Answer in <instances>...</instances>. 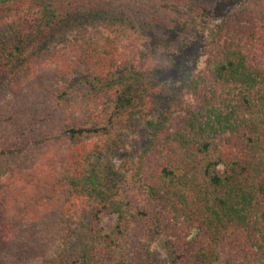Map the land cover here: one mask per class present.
I'll return each instance as SVG.
<instances>
[{
    "label": "trees",
    "instance_id": "1",
    "mask_svg": "<svg viewBox=\"0 0 264 264\" xmlns=\"http://www.w3.org/2000/svg\"><path fill=\"white\" fill-rule=\"evenodd\" d=\"M240 1L168 101L194 41L160 39L213 8L159 36L158 1L0 0V264H264V0Z\"/></svg>",
    "mask_w": 264,
    "mask_h": 264
},
{
    "label": "rangeland",
    "instance_id": "2",
    "mask_svg": "<svg viewBox=\"0 0 264 264\" xmlns=\"http://www.w3.org/2000/svg\"><path fill=\"white\" fill-rule=\"evenodd\" d=\"M151 1H158L156 6H152L150 3L142 4L140 7L142 9H148L149 11H146L144 15L146 17H149L151 20H154L158 23V27L153 35H159L161 36L164 33H168L169 27H173L177 18V14L174 12L176 9H183L184 11H187L190 13H198L204 8H213L206 16V19L202 22H200V28L197 33L194 34L192 30H189L185 32L178 33L176 32L174 38L172 39L173 43L170 44L169 47H167L162 39H160L161 45L157 50L156 60L158 62H162L163 59H165L166 63H170L169 57L166 55V53L169 50L176 51L179 49L181 44L188 43V41H194V44H189L185 46L186 48L182 50V52H178L175 57V64L174 66L169 69L167 73L163 75L161 78V83L165 88V93L167 96H164L169 101L172 98V92L176 90L180 84L181 79L183 78V72L185 73V70L193 68L200 69L203 67L206 59L205 55V41L207 40V36L210 32V30L218 25L219 23H222L232 12H235L240 6L242 5L241 1H233L231 3H228L227 0H215V2H212L210 0H151ZM165 3V4H164ZM152 6L153 9H150ZM137 15L142 18L140 15V11H138ZM159 25L161 27H159ZM172 35V34H171ZM135 42H126V46L122 50V52H127L130 54L133 50ZM181 43V44H180ZM183 63L184 66L180 69V65ZM182 70V71H181ZM25 78L23 79V81ZM15 88L18 86L22 87L18 82H15L13 84ZM164 94V95H166ZM162 108V106H161ZM156 114L159 112V109L156 110ZM78 120H84L85 117L77 111L74 116ZM143 141L139 139V133L133 132L129 133L125 146L119 150L118 154L116 156L109 159H107V163L113 165L115 169H127L126 159L128 158L129 152L138 153ZM62 159H58L56 164H60ZM57 171H59V166H56ZM107 171H104L103 173H106ZM117 220L116 214H109L105 215L103 219V224L105 228L111 229ZM50 251L55 247V244H50L49 246ZM154 248H160V246L156 243L154 245ZM28 264H37V262L31 261Z\"/></svg>",
    "mask_w": 264,
    "mask_h": 264
}]
</instances>
